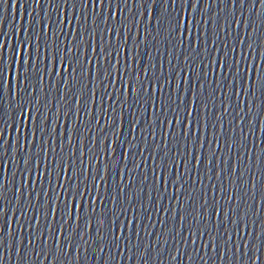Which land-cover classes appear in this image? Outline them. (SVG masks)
Here are the masks:
<instances>
[{"label":"snow or ice","instance_id":"obj_1","mask_svg":"<svg viewBox=\"0 0 264 264\" xmlns=\"http://www.w3.org/2000/svg\"><path fill=\"white\" fill-rule=\"evenodd\" d=\"M90 2L94 8L91 17L84 16L83 12L79 18L75 15L71 19L63 16L60 19L61 28L57 31L52 30L50 22H37L32 19L29 23L28 19L24 20L18 29L15 46L9 48L6 59L3 54V44H0V74H3L5 84L12 81L16 85L23 83L27 86L30 79H35L41 86L40 98L43 99L45 98L44 84L54 77L56 84L64 85V92L60 103L57 105L58 115L63 111L65 123H67V115L73 111V107L77 111L76 118L70 124L71 133L66 130L57 133V125L53 122L51 125L52 133L49 135L48 118L40 119L37 110L39 107L38 100L35 105L30 103H18L17 105L18 111L12 121V124L16 125L17 141L27 146L30 143V133L31 143L34 144L39 139L41 144L35 155L30 154L24 160V175L18 189V191H26L29 198L32 196L31 189L33 187L41 189L44 204L35 225L37 232L40 221L46 220L49 212H51L53 221L57 217L63 221V225L59 229L61 236H63L64 229L68 227L71 220H74L77 225L84 221L86 229H90L94 221L100 232H103L105 226L104 213L107 210L104 199L107 197L108 185L106 182L109 178V170L116 171V178L122 180L124 165L135 148V144L129 143V141L120 143L119 147H122L124 151L121 158L117 159L118 134L123 135L125 111L132 110L129 115V125L132 131H136L139 123L135 118V103L133 102L139 101L141 105L147 102L150 127L154 122L155 113H160L165 109L175 113L171 117H167V113H165V143L163 147L159 143L154 144L152 153L155 161L156 187L158 189L176 188L178 190L181 178L187 175L190 169L195 172L197 168L202 167L207 173L211 158L216 151L214 141H210L208 149L204 150L206 124L203 109L207 107V104L202 99L205 86L201 81L204 79L211 81L213 75L217 79L222 77L235 79L233 75L235 72L236 75L242 76L245 96L248 94L250 79L253 95H257V93L264 95V71L261 70L258 63L253 73L250 60L248 61L249 66H245L243 63L245 56L239 44L234 50L226 48L220 52L219 58L217 57L219 50L213 47L211 48V57L208 58L206 53L209 49L204 47L202 43H198L196 22L190 23L185 17L177 18L174 13L166 14L162 7L158 11L155 4L151 10L152 23H167L170 28L174 25L176 35L183 37L185 43L191 37L193 48L203 49L200 54L205 57L206 64L201 69L200 64L197 63L191 72L188 70L190 66L186 65L183 79L180 70L177 68L171 77L167 75L153 76L149 82L146 79L149 68L139 67L138 49L133 46L129 50L126 44L120 43L121 29L118 13L113 12L111 17L104 18L97 15L95 9L103 11L105 0H99L98 4L96 0H90ZM61 3L66 8L71 7L72 11L75 12V5L78 0H70V4H65L64 0H61ZM111 3L112 0H108L109 7ZM159 3L164 5L166 0H159ZM98 21L103 24V33L95 31L99 27ZM181 21L183 22L181 23ZM89 26L94 30V37L88 35ZM64 27L69 29L72 39L57 42L63 34ZM199 32V40L203 41V28H199ZM113 33H115V47H113L112 41ZM46 35L47 39L45 38ZM215 39L213 36L210 43L214 44ZM89 46L91 47L90 57ZM110 58L114 59L115 63L109 64ZM189 79L193 81V88L188 86ZM169 85H171L170 88ZM227 85L231 88V80H228ZM73 89H75V103L70 106L72 101L68 100V95ZM15 95L19 96L18 88ZM85 96H87L86 105L84 103ZM185 97H187L186 106ZM197 101L200 102L201 114L199 117L196 116ZM117 105L119 106L118 111ZM256 106L260 107L258 103ZM82 108H86V119L98 112L100 118L104 120V127L113 126L115 130L111 139L108 136H104L103 139L94 138L93 150L86 151L87 145L84 141L87 139L88 129L85 128L84 138L80 140V156L79 161H77L75 150L72 149L71 145L76 138L77 120L80 118L79 111ZM142 113L143 107H141ZM96 123L98 125L99 120ZM170 128H174V131L169 132ZM57 134L61 141L67 136V144L52 141L51 136ZM3 135L4 133L0 132V139L3 138ZM152 135L155 137V130H153ZM45 136L49 137L48 140H45ZM181 136L185 139L181 140ZM169 143H171V147H169ZM46 144L49 145L47 149L44 147ZM97 144L99 148H96ZM185 144L187 145L186 148ZM65 147L69 148L68 153L64 152ZM57 148L59 149L58 153L55 152ZM145 150L146 145L141 144V152L143 153ZM158 153L160 157L156 160ZM257 161L259 162V153L257 154ZM133 167H139V164L133 163ZM174 168L176 169L175 172H173ZM235 168L236 165L233 164V170ZM219 175L220 170L218 169L217 177ZM116 186L114 182L113 189ZM123 187L121 186V191H123ZM53 189L56 191L55 196H53ZM113 196L115 197V192H113ZM40 200L41 196L37 195L36 201L39 203ZM156 203L157 205L160 204L159 196L156 198ZM50 205L51 208H49ZM98 210L99 214L97 215ZM29 211H31L30 208ZM2 213L3 209H0V217H2ZM223 215L227 222L229 210L224 209ZM214 216H219V212L214 213ZM203 218L207 220V213L204 214ZM132 219L130 215L127 225L122 222L116 225L117 239L123 232L132 228ZM136 220L139 221V216L136 217ZM53 226H49L50 234ZM29 230L31 231V229ZM111 230L112 222H109V233ZM74 231V229L69 230V240L72 239ZM241 231H243V226ZM49 239H51V235ZM31 242L30 237L29 244ZM253 264H255V256L253 257Z\"/></svg>","mask_w":264,"mask_h":264}]
</instances>
